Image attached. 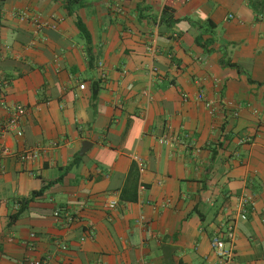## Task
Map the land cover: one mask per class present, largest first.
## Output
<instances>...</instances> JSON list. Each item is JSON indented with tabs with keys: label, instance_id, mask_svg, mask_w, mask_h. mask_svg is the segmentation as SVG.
Returning <instances> with one entry per match:
<instances>
[{
	"label": "crops",
	"instance_id": "1",
	"mask_svg": "<svg viewBox=\"0 0 264 264\" xmlns=\"http://www.w3.org/2000/svg\"><path fill=\"white\" fill-rule=\"evenodd\" d=\"M65 1L0 0V264H264V0Z\"/></svg>",
	"mask_w": 264,
	"mask_h": 264
},
{
	"label": "built area",
	"instance_id": "2",
	"mask_svg": "<svg viewBox=\"0 0 264 264\" xmlns=\"http://www.w3.org/2000/svg\"><path fill=\"white\" fill-rule=\"evenodd\" d=\"M79 89L83 90L84 85H80ZM1 103L4 105L3 100H1ZM205 106L207 108H211L210 103H206ZM11 116L7 120V122L3 125H1L0 130H3L4 132H11L13 131L17 137L22 136L21 131L18 129L19 124V118L23 115H25V108L20 105L13 106L11 109ZM9 154V150L6 148H0V155H7ZM35 152L26 151L18 155V159L21 161H28L31 159H34L36 157ZM139 166L141 167L140 171H142L143 167L142 164L139 162ZM116 202H111L108 205V208L113 209L115 208ZM55 216H58L59 213L55 212ZM245 217L242 216V219ZM70 221H73V219H70ZM232 231V228L229 227L227 229L226 235H215L211 238V248L216 255L217 259L219 260L220 264H226L229 261H232L235 257V251L231 245V243L228 242L230 239V232ZM22 264H43L41 261H23Z\"/></svg>",
	"mask_w": 264,
	"mask_h": 264
},
{
	"label": "trees",
	"instance_id": "3",
	"mask_svg": "<svg viewBox=\"0 0 264 264\" xmlns=\"http://www.w3.org/2000/svg\"><path fill=\"white\" fill-rule=\"evenodd\" d=\"M80 2H81V0H66L65 1V7H66V10H67V13L69 15H71L72 14L71 13V5H73V4H79ZM252 4H253V6H252ZM251 7L254 9V11L256 13L257 12V10H256V3L254 4V2L251 1ZM166 9L167 8H165L163 10L161 19H163L165 22L167 21L170 24L176 23L178 20L177 19H174V17H173L172 14L168 18H166V19L163 18V15L166 14ZM75 24H76V26H77V28L79 30V33H80L81 37L85 41V51H86V55H87L89 64H91V59H90V50H91L90 34H89L88 30L86 29L85 25L83 24V22L80 19L76 18L75 19ZM196 43L197 44H200L199 41H198V39L196 40ZM221 64H224L225 67H230V68L236 69L238 73H242L241 69L237 65H235V64L228 63V62L224 63L223 61H221ZM43 191H44V189H41L40 191L34 192L29 199H27V200H25L23 202V204L21 205L19 211L21 212L22 209H23V206L25 204L29 203L34 197H36L38 195H41L43 193ZM12 219L13 220L16 219V216H13Z\"/></svg>",
	"mask_w": 264,
	"mask_h": 264
},
{
	"label": "water",
	"instance_id": "4",
	"mask_svg": "<svg viewBox=\"0 0 264 264\" xmlns=\"http://www.w3.org/2000/svg\"><path fill=\"white\" fill-rule=\"evenodd\" d=\"M86 145V143L84 142L83 144H82V146L84 147Z\"/></svg>",
	"mask_w": 264,
	"mask_h": 264
}]
</instances>
